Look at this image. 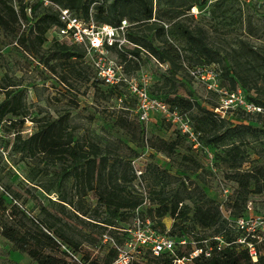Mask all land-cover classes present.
Wrapping results in <instances>:
<instances>
[{
    "label": "rangeland",
    "instance_id": "obj_1",
    "mask_svg": "<svg viewBox=\"0 0 264 264\" xmlns=\"http://www.w3.org/2000/svg\"><path fill=\"white\" fill-rule=\"evenodd\" d=\"M170 6V0L159 2L154 0V12L161 9L169 10ZM186 16L188 17L184 18ZM179 19L185 20L186 25L190 27L201 26L205 29L212 53L216 54L219 61L211 64V69L218 73L219 83L221 81L226 89L232 90L230 81L224 75L235 70L231 62L225 58L229 49H237L243 42L264 51V5L252 4L238 7L229 3L216 6L202 4L192 7ZM162 24L166 30L165 39L178 50L183 67L204 64L197 62L189 52L185 51L184 43L169 33L171 21L165 19ZM142 34L145 36L146 32ZM54 37L52 32L47 34L46 41L40 50L41 55L50 56ZM148 39L155 47L161 46L153 34L149 35ZM13 43L14 37L0 33V89L4 88L14 94L22 95L28 122H24L23 128L16 125L3 143L7 159H2L0 155V203L2 202L0 225L13 223L22 228H29L32 227V220L47 219L55 223L56 240L59 241V236L65 235L80 244L77 256L86 264L92 261L95 264H105L114 244L123 242L120 248L127 251L124 243L128 240L129 234L125 231L132 229L131 219L118 222L116 227L122 230L117 231L110 229L102 231L80 223L75 219L74 208L60 201L63 196L73 203L78 199L75 197L73 181L61 179L62 166L48 163L41 155L29 156L24 149L23 142L29 137L23 132L28 125H31V130L35 132L40 121L66 118L69 131L73 133L75 140L96 144L103 150V155L108 157L109 163L122 159L123 162H130L131 170L141 172L140 180L136 179L126 187L133 195L147 196L149 207H157L158 197L161 194L166 196L175 193L179 185L184 183L189 190L197 187L207 198L214 200L220 206L223 217L228 219L227 227L234 229L236 221L229 219L225 202L227 196L236 190V185L227 176L233 172H250L260 166L264 167V117L229 111L227 115H231L226 126L235 128L237 132H241V135L219 142L217 145L209 144L206 141L208 138L200 134L201 146L212 155V166L209 165L204 150H193L190 143L183 137L174 155L166 157L163 154H155L146 145L148 139L159 137L171 141L175 139L178 132L174 126L156 114L150 115L146 123H140L136 112V100L125 87H122L124 91L120 89V92H114L110 87L96 82L93 69L86 59L76 62L78 74L69 77L67 82H62L61 77L67 73L62 66H56L55 72H51L39 58L22 53L21 50L14 48ZM112 57L115 56L112 54ZM49 65H55V62L50 60ZM126 73L128 77L134 78L151 98L159 97L169 101L173 97H182L206 108H211L218 103L216 95L189 78L185 71L180 70L173 74V68L158 62L147 52H142L139 64H136V67L130 65ZM253 85L250 83L249 89H243L242 95L248 100H255L264 105V96L259 95ZM256 85H261L259 79ZM235 88L241 87L235 84ZM3 99L2 93L0 103ZM178 111L190 120L193 127H197L194 120V117L198 115L197 109L194 108L189 112L178 108ZM120 120L142 125L145 132L144 141L131 143L127 134L119 127ZM231 145L239 147L242 160L239 166L233 164L231 158L226 155ZM187 158L195 160L201 168L189 169L192 166L186 160ZM154 165L168 175L176 177L178 182L163 187L160 182L154 180L155 175L152 171ZM130 177L129 174L128 178ZM224 190L227 194H224ZM250 191L247 217H260L264 220V190L261 193H255L252 187ZM81 199V204L87 213L92 214L96 208L95 195L88 192ZM184 204L191 205L188 193L185 195ZM83 219L85 223L88 220ZM158 221L153 218L152 223L156 229L152 227L150 221L149 223L159 234L186 242L184 246L176 245V250L181 254L187 252L188 247H193L196 237L209 240L215 233V229L198 228L191 220L173 228L175 221L169 215L161 219L160 224L157 223ZM181 227L185 232L180 230ZM181 234L183 236L178 238L177 236ZM238 237V240H243L244 235ZM55 254L61 257L59 251ZM134 259L138 260L140 257H134ZM67 261L69 264L76 263L69 259ZM161 261L159 259L156 262ZM149 263H151L150 260L143 264ZM0 264L35 263L27 256L12 251L10 244L0 236Z\"/></svg>",
    "mask_w": 264,
    "mask_h": 264
},
{
    "label": "trees",
    "instance_id": "obj_2",
    "mask_svg": "<svg viewBox=\"0 0 264 264\" xmlns=\"http://www.w3.org/2000/svg\"><path fill=\"white\" fill-rule=\"evenodd\" d=\"M50 1L71 10L84 21H88L89 16L92 15V19L97 25L117 27L121 21L125 20L130 25L126 34L127 41L135 46L126 49L125 52L137 58L140 57L142 52H147L158 62L165 63L173 68V74L180 70L186 73L187 71L181 64V56L178 50L165 39L166 30L162 24L165 19L172 22L169 33L184 43L185 51L189 52L197 62L204 63L188 65V67H211V64L219 62L216 54L212 53L205 29L201 26L190 27L186 25L185 20L179 19L194 6L202 4L207 6L208 0H170L169 10L163 11L161 9L157 12H154V0ZM159 1L155 0V2ZM224 3L238 7L252 4L264 5L263 0H250L249 2L222 0L210 6ZM27 6L28 4L24 0H0V33H6L14 37V48L21 50L22 53L28 56L39 58L40 62L47 66L51 72H55L56 66H62L67 73L61 77V80L67 82L69 77L78 74L75 65L77 61L85 59L84 50L76 45L54 38V44L50 48V56L41 55L40 50L46 41L47 34L52 28L60 26V24L56 14L48 8H43L40 4L31 5V16L28 17L25 12ZM21 22L25 25L22 32ZM139 32L141 34H138ZM145 32L146 35L143 36L142 33ZM151 34L161 43L160 47H155L148 39ZM119 58L126 71L130 65L136 67V63L128 60L125 55L120 54ZM225 58L231 62L233 69H235L230 74L225 73L224 75L227 76L231 84L232 90L227 89L229 92L249 89L250 83H252L255 91L264 96V51L242 42L237 49H229ZM50 60H53L55 65H49ZM93 74L95 81L102 84L96 78L94 71ZM189 78L191 77L189 76ZM258 79L261 85L257 86L256 81ZM235 84L241 88H235ZM220 85L225 87L221 81ZM110 89L114 92H120V89L124 91L122 87H112ZM2 93L4 99L0 103V123L4 121V130L9 134L16 125L23 128V124L27 119L22 95L19 93L14 94L4 88L0 89V95ZM154 98L165 102L171 110L178 111V108H182L191 112L194 108L197 109L196 114L198 115L194 117L197 127H193L190 120H187L194 132L203 134L205 138H208L206 141L209 144L217 145L219 142L231 140L241 135L240 131L237 132L235 128L226 126L231 114L222 118L214 112L218 103L211 108H206L182 97H173L169 101L159 97ZM244 99L249 104L264 111L262 103L248 100L246 97ZM235 111L245 115L264 117L262 113L248 114L242 109ZM179 113L184 115L181 112ZM118 124L127 134L131 143L144 141L145 132L142 125L122 120ZM177 134L175 139L171 141L151 137L146 141V145L153 153L170 157L174 155L179 147L180 139L182 137L186 139L179 132ZM17 137L19 138V135ZM23 146H25L24 149L29 156L41 155L48 163L62 166L61 179L65 181L71 179L73 181L75 197L78 199L73 203L63 196L60 201L74 208L75 219L82 224H87L102 231L107 229L117 231L122 230L116 227L117 223L124 222L127 219L134 221L136 217H139L142 221L147 219L152 223L153 218L160 221L169 215L175 221L173 228L182 222L191 220L195 226L202 230L215 229L214 236L209 240L203 237L195 238L198 248L203 251L208 250L209 256L199 255L191 264H264V239L257 241L246 238V243L252 244L256 251L257 261L253 262L245 246L238 243V236L245 235V233L235 227L229 229L227 227L228 219L223 217L220 206L214 200L207 198L199 188L194 187L189 190L184 183H181L175 193L166 196L161 194L158 197L157 207H149L147 196L133 195L127 190V184L131 185L137 179L135 171L131 170L130 162H123L120 159L109 163L108 157L103 155V150L96 144L75 140L73 133L69 131L66 118L40 121L32 136L23 142ZM226 155L231 158L233 164L237 166L241 164L239 147L231 145L226 151ZM186 160L192 166L189 169L198 170L201 168L200 164L192 158ZM152 171L155 175L154 180L160 182L163 187L178 182L176 177L168 175L155 165L152 167ZM129 174L130 178H128ZM140 176L142 175L140 174ZM227 178L236 185V190L227 196L225 205L229 213V219L236 221L247 217L250 189L253 187L255 193H261L264 190V167L260 166L250 172H233ZM88 192L93 193L96 197V208L92 211V214H88L83 204H81V198H84ZM187 193L191 205L184 204ZM0 205H2V202ZM60 206L63 207V205ZM102 214H104L103 217ZM83 218L88 219L86 223ZM159 221L158 224H160ZM31 224L32 227L29 228H22L13 223L2 224L0 225V236L10 244L12 251L27 256L35 264H69L67 259L76 261L75 264H86L78 259L77 251L80 246L78 242L65 235L59 236V241L56 240L54 237L55 223H51L47 219H34ZM152 227L156 229L153 223ZM180 230L185 232L182 227ZM182 236L183 234L177 237L181 238ZM176 240L178 241V239ZM122 245L123 242L116 246L120 247ZM57 251L60 252L61 257L55 254ZM191 251L192 248L188 247L187 252L181 254L175 249V255L166 252L156 257L150 251L144 250L140 255L141 261L140 259H134L130 264H143L149 260L151 262L149 264H173L175 257L188 255ZM118 255L119 252L114 247L110 250L109 258L105 264H112ZM159 259L162 261L157 263L156 261ZM88 264H95V262L92 261Z\"/></svg>",
    "mask_w": 264,
    "mask_h": 264
},
{
    "label": "built area",
    "instance_id": "obj_3",
    "mask_svg": "<svg viewBox=\"0 0 264 264\" xmlns=\"http://www.w3.org/2000/svg\"><path fill=\"white\" fill-rule=\"evenodd\" d=\"M24 1L28 4L25 8L28 17L31 16V5L33 4H40L43 8H48L56 14L60 26L50 30L55 35L54 38L82 48L85 52V59L95 72L98 81L103 85L110 88L125 87L128 93L136 100V112L140 123H146L150 115H159L186 137L193 150H204L209 165L212 166V155L201 146L199 140L200 134L193 131L187 118L178 111L171 110L162 100L151 98L148 92L143 87H140L134 78L128 77L119 55H125L128 60L136 64H139V58L125 52L126 49L135 47L127 41L126 34L130 25L125 20L121 21L117 27L97 25L94 23L92 15L89 16L88 21H84L78 18L71 10L56 5L50 0ZM218 1L222 0H208L207 6ZM236 1L249 2L250 0ZM192 12H194L193 9ZM20 25L22 32L25 29V25L22 22ZM112 54L115 56L114 58ZM184 68L192 79L201 84L205 90L218 97V106L214 109L217 115L223 118L227 116L229 111L242 109L248 114L262 113L264 116V111L261 108L255 107L245 101L241 91L229 92L222 87L219 83L218 74L211 67H187L184 65ZM23 133L31 137L33 134L31 125H28ZM7 136L3 121L0 123V155L4 160L7 159V153L4 150L3 143L8 138ZM135 174L137 179L140 180L141 172L135 171ZM223 192L227 194V191L224 190ZM235 228L245 233L243 240H238V243L245 246L252 261L256 262V251L252 244L246 243V238L257 241L264 239V220L260 217L240 218L236 220ZM125 233L129 234L128 240L124 243V248L127 251H123L114 244L119 255L112 264H130L131 260H134V257H140L144 250L150 251L156 257L166 252L175 255L176 245L184 246L186 244L184 240L180 239L177 241L159 234L151 227L149 220L142 221L139 217L134 219L132 229L126 230ZM199 255L208 257L209 251H203L198 248L195 242L192 251L188 255L175 257L173 264H191Z\"/></svg>",
    "mask_w": 264,
    "mask_h": 264
}]
</instances>
